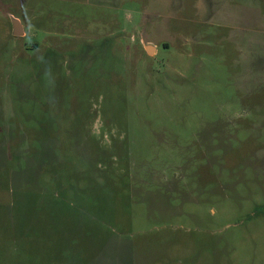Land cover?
<instances>
[{"label": "rangeland", "instance_id": "obj_1", "mask_svg": "<svg viewBox=\"0 0 264 264\" xmlns=\"http://www.w3.org/2000/svg\"><path fill=\"white\" fill-rule=\"evenodd\" d=\"M1 167L0 264H264V0H0Z\"/></svg>", "mask_w": 264, "mask_h": 264}, {"label": "water", "instance_id": "obj_2", "mask_svg": "<svg viewBox=\"0 0 264 264\" xmlns=\"http://www.w3.org/2000/svg\"><path fill=\"white\" fill-rule=\"evenodd\" d=\"M12 21H13V33H14V35L18 36V37L23 35V33H24L23 32V28H22L19 20L14 18ZM146 49H147L148 53H150L153 48L152 47H147Z\"/></svg>", "mask_w": 264, "mask_h": 264}, {"label": "trees", "instance_id": "obj_3", "mask_svg": "<svg viewBox=\"0 0 264 264\" xmlns=\"http://www.w3.org/2000/svg\"><path fill=\"white\" fill-rule=\"evenodd\" d=\"M1 173L3 174V176L4 177H2V178H5V181H6V179H7V177H6V175H7V173H6V171H3L4 169H3V167H1ZM16 218H17V216H16ZM27 234V233H26ZM28 235H32V233H29Z\"/></svg>", "mask_w": 264, "mask_h": 264}]
</instances>
